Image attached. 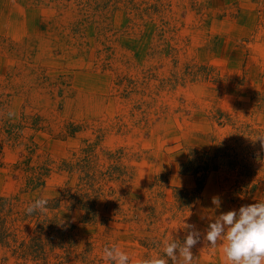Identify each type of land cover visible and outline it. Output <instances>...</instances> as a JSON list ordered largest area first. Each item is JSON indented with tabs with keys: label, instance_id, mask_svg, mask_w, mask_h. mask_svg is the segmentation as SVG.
I'll return each instance as SVG.
<instances>
[{
	"label": "rangeland",
	"instance_id": "obj_1",
	"mask_svg": "<svg viewBox=\"0 0 264 264\" xmlns=\"http://www.w3.org/2000/svg\"><path fill=\"white\" fill-rule=\"evenodd\" d=\"M261 139L264 0H0V264H137L184 223L225 264L203 236L264 202Z\"/></svg>",
	"mask_w": 264,
	"mask_h": 264
},
{
	"label": "clouds",
	"instance_id": "obj_2",
	"mask_svg": "<svg viewBox=\"0 0 264 264\" xmlns=\"http://www.w3.org/2000/svg\"><path fill=\"white\" fill-rule=\"evenodd\" d=\"M11 115V114H10ZM260 141L264 142V139ZM212 203L219 206L218 197ZM47 199L40 198L28 205L26 211L31 215L37 210L47 212ZM187 235L181 244L179 240L165 241L164 256L155 255L151 258L141 259L137 264H194L195 257L192 249L201 240V233L195 225L184 223ZM203 239L213 249L222 247L225 264H264V202H257L242 206L239 211H228L221 214L208 226ZM218 241H222L218 245ZM103 257L113 264H129V255L118 246H106ZM182 258V259H181Z\"/></svg>",
	"mask_w": 264,
	"mask_h": 264
}]
</instances>
